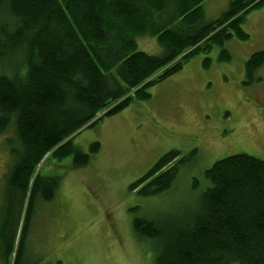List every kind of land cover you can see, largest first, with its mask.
<instances>
[{
	"label": "trees",
	"instance_id": "trees-1",
	"mask_svg": "<svg viewBox=\"0 0 264 264\" xmlns=\"http://www.w3.org/2000/svg\"><path fill=\"white\" fill-rule=\"evenodd\" d=\"M203 1L0 0V60L19 56L12 68L0 64V135L11 129L12 136L4 138L7 194L19 202L27 197L21 232L37 194L50 200L58 185V178L34 174L47 154L57 161L71 156L74 168L88 163L89 155L72 141L78 130L148 99L151 86L214 44L233 36L247 40L241 24L263 3L228 0L219 17L202 23ZM142 36L155 38L162 55L139 50ZM219 59H230L227 49L221 48ZM263 64L264 49L252 53L245 62L247 78ZM98 148L95 142L89 151ZM195 154L196 149L182 157L166 152L130 190L142 195L167 190L179 165ZM203 174L208 185L186 220L169 227L133 220L138 236L159 242L152 264H264V160L233 154ZM20 219L8 206L0 215L4 264L11 256V264H23L21 237L15 245Z\"/></svg>",
	"mask_w": 264,
	"mask_h": 264
},
{
	"label": "rangeland",
	"instance_id": "rangeland-1",
	"mask_svg": "<svg viewBox=\"0 0 264 264\" xmlns=\"http://www.w3.org/2000/svg\"><path fill=\"white\" fill-rule=\"evenodd\" d=\"M202 7V23H208L227 9L228 0H205ZM241 27L247 40L233 36L223 45L214 44L151 86L148 99L135 100L78 130L72 141L89 155L85 165L74 168L71 156L57 161L47 154L34 174L58 178V185L50 200L37 194L22 232L27 197L19 202L7 194L4 138L12 136L11 129L0 135V215L7 206L13 216L21 214L15 245L21 237L23 264H152L159 242L138 236L134 219L164 227L180 223L196 209L208 185L204 170L214 161L239 153L264 160V64L252 80L245 74L249 56L264 49V0L248 12ZM137 44L148 54L163 53L153 37H139ZM221 48L227 49L229 60L219 59ZM18 59L10 55L0 64L12 68ZM95 142L99 148L91 153ZM194 149L196 154L179 165L167 190L154 195L130 190L166 152L176 150L182 157ZM2 253L0 242V264L5 260Z\"/></svg>",
	"mask_w": 264,
	"mask_h": 264
},
{
	"label": "water",
	"instance_id": "water-1",
	"mask_svg": "<svg viewBox=\"0 0 264 264\" xmlns=\"http://www.w3.org/2000/svg\"><path fill=\"white\" fill-rule=\"evenodd\" d=\"M96 117H98V116H96Z\"/></svg>",
	"mask_w": 264,
	"mask_h": 264
}]
</instances>
